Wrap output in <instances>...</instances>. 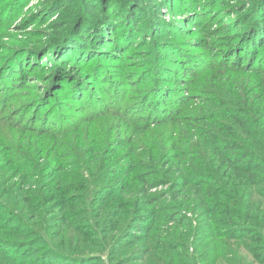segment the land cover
<instances>
[{
    "label": "trees",
    "instance_id": "obj_1",
    "mask_svg": "<svg viewBox=\"0 0 264 264\" xmlns=\"http://www.w3.org/2000/svg\"><path fill=\"white\" fill-rule=\"evenodd\" d=\"M9 1L16 6L23 0ZM75 1L53 4L67 3L71 16ZM83 2L85 14L56 43L31 46L0 70L3 101L9 91L29 88L46 59L51 70L44 79L49 86L56 82L53 94L37 102L29 93L23 114L36 123L29 130L0 118L9 132L44 139L40 150L28 136L5 143L0 153V264H264V0H195L197 26L210 37L203 50L217 44L220 51L185 62L189 77L172 76L174 88L155 77L135 84L134 94L116 81L98 86L107 81L108 67L93 65L108 54L97 46L112 40V52L124 54L146 34L155 43V33H162L167 42L159 41L161 47L141 48L158 71L168 61L159 54L176 51L182 35L174 24L158 30L160 23L146 20L176 7L151 0L154 10L142 24L136 4L146 0H123L118 21L106 19L115 9L109 0ZM141 64L131 69L146 67ZM64 82L73 104L60 106L57 85ZM102 93L107 100L96 97ZM52 108H60L61 123L46 116ZM123 109L142 112L143 123L132 124ZM121 118L136 133L123 132ZM114 119L111 134L109 126L107 132L91 127ZM153 141L158 151L149 146Z\"/></svg>",
    "mask_w": 264,
    "mask_h": 264
},
{
    "label": "rangeland",
    "instance_id": "obj_2",
    "mask_svg": "<svg viewBox=\"0 0 264 264\" xmlns=\"http://www.w3.org/2000/svg\"><path fill=\"white\" fill-rule=\"evenodd\" d=\"M55 0H23L16 6H12L11 1L9 0H0V70L4 68V65L13 57L17 55V53L24 52L27 48L34 46V47H41L44 44L47 45H53L54 43L59 40L60 36L62 35L63 31L65 33V29H67L68 25L74 20L77 19L80 16H83L85 13L83 10L79 9L81 6L84 9V2L83 0H76L72 4H78V10L73 13V15H67L69 14V8L66 4H53ZM140 0H136L138 2ZM144 0H141L140 3H142ZM184 4H181V2L178 0H170L171 4H173L176 9L174 11H169V9L164 7L163 13L165 14L164 18H158L155 17H149L146 22L149 21H157L160 23V26L158 30H160L162 27L166 30L168 25L174 24V27L177 28L176 32H179L180 35H182V38L178 40V42H182V46L180 44H176V47L178 48L176 51L172 48V50H164L162 51V54H159L162 56V58L166 61L162 67H160V70H155L153 67H150V59L147 58V55L145 52L141 51V48L145 47L146 44H150L159 48L160 42L165 40L164 34L162 33H155L157 36L156 42L154 43V37L148 36L147 34L140 39V41L137 42L138 47L133 46L132 43H130L129 46H126V52H118L117 50L113 51V47H111V41L100 43L99 46H97V49H102V51H106L105 53L108 54V57H104L103 59H100L99 61H96L93 66H98L99 64L103 66H107L108 68L105 71V76H103L105 82L99 83L98 86L105 85L108 81H116L114 86L121 88L122 90L129 89L133 90L137 83H142L148 81V83H151V79L157 77L159 80H162V82L168 83V88H174L175 87V81L173 80L172 76H179L180 79H183V76L185 79H188L189 76L186 75L187 68H184L183 64L187 62L188 60H197L200 57L208 56V57H214L218 51H220L221 48L217 47V44L214 45L209 52H205L203 50L204 47H207L209 44L210 37L207 36V33H205L203 30H200L197 26L200 24L201 18L200 16L191 9L194 7V1L195 0H185ZM123 3V0H109V3L115 6L114 14L109 15L107 13L106 19H109V21L114 20L118 21L119 16L121 14V9L119 10L117 8V5L120 3ZM151 0H146L145 3L147 4H136L137 8L139 10H142L141 17L139 20H141V23L143 24L146 19V15L153 11L151 8L153 6L152 2L150 5L149 3ZM17 3V2H16ZM156 3V2H155ZM70 4V6L72 5ZM142 5V6H141ZM189 7L190 10H182L183 8ZM98 10V9H97ZM148 10V11H147ZM99 11V10H98ZM158 11L156 9L155 13ZM172 12V13H171ZM195 12V13H194ZM212 12V11H211ZM219 12H216L214 14L213 18L219 17ZM99 16H102V13H99ZM223 19L227 18L225 16H222ZM67 19V21H66ZM227 21V20H226ZM86 30V33L88 31L87 27H84ZM163 29V30H164ZM162 30V31H163ZM147 32V30H144ZM63 33V34H64ZM86 33L83 35L86 37ZM168 33V35L172 34ZM61 34V35H60ZM171 37V36H168ZM201 47L202 49L196 48ZM45 48L41 49L42 51L45 50ZM145 49V48H144ZM172 51V52H171ZM52 52V51H51ZM50 55L53 58H56L58 61V56H56L55 52L51 53ZM203 53V54H202ZM159 56V57H160ZM76 58L75 54H70V62H64L66 63V66L73 63ZM141 59L142 62H138V60ZM234 59V58H233ZM48 62H38L37 64V70L38 73H34V82H31L29 88L26 90H11L8 92L9 97L6 99V101L0 100V118L1 120L7 119L9 123H14V121L18 123L25 124V129L29 130L28 128H31L32 125H36L35 123V117L27 114H23L25 111V108L27 105L30 104L29 99L33 98L34 102H37L35 100H39L37 98H44L51 94H53V89L56 82H53L50 86L49 77L45 78L44 73H48V69L51 70V65L49 64V59H46ZM237 59H234L236 61ZM137 61V65L140 63H143L141 65H145L144 68H136V70L131 69L135 62ZM164 61V62H165ZM171 61H174L172 65L169 63ZM63 63V64H64ZM83 66V64H82ZM84 67V66H83ZM170 69V75L166 74L167 68ZM171 67V68H170ZM193 68H191L194 72L199 73L201 70H198L197 66L195 67L192 65ZM71 68H74L72 66ZM172 69V70H171ZM202 69V68H201ZM75 70V69H73ZM132 70V73L129 71ZM62 71V70H61ZM119 72V73H118ZM65 74L70 75L69 72H63ZM88 75H90L89 72H87ZM117 76V77H113ZM18 78V77H17ZM178 78V77H177ZM178 78V79H179ZM86 85L93 86L92 82L82 80ZM160 82V83H162ZM127 84H130V86H125ZM3 87V85L1 86ZM56 87V86H55ZM183 85H180L178 89H183ZM57 88H59V95L58 101L60 102V106L63 105L62 103H68L73 104V102L70 101V95L69 94V84L68 82H64V84H58ZM51 89V91H49ZM82 94L86 93L88 90L87 87L83 86L80 88ZM158 89V88H154ZM131 90V92H132ZM29 93H31L32 98H29ZM65 93V94H64ZM133 93V92H132ZM134 94V93H133ZM13 95H19L20 101L13 100ZM40 96V97H38ZM53 97V96H52ZM97 98H103L107 100L108 95L102 93L97 94ZM153 100L155 99L152 98ZM76 102V101H75ZM156 102V101H155ZM79 103V102H77ZM46 105L48 108H51V105L53 106V100H50ZM43 105V106H44ZM78 105V104H74ZM42 106V107H43ZM9 107H11L9 110H7ZM42 107L39 111H42ZM55 107V106H54ZM93 109L92 105L90 104L89 109ZM155 108V107H154ZM126 110L129 114V119L132 124L140 125L142 122L141 118L143 119L142 115L143 113L138 110H132L131 112L127 109ZM38 111V113H40ZM73 113V111H71ZM123 112V113H122ZM37 113V112H36ZM121 114H124L125 118L126 113L124 111H120ZM120 114V115H121ZM49 120L51 121L54 119L56 123L58 122L56 119H59L61 116L60 108L55 109L52 108L50 113L46 115ZM37 119V118H36ZM150 119H153L151 117ZM14 120V121H13ZM100 120V119H99ZM93 121L91 124L92 128L95 129H101L103 132H107L109 127H111L110 134L113 130L115 121L113 120L110 123H104V122H98ZM43 121V120H42ZM120 127L123 128V132H129L131 134L136 133V128L132 126L131 124L128 125V123H125L122 118L119 120ZM137 122H140L139 124ZM94 124V125H93ZM22 125V124H17ZM4 127V128H3ZM90 127V126H89ZM31 136V142L35 147L38 148V150L42 149V142L44 139L42 137L39 138V135L32 134L30 132L25 131H19V133L15 132H9L7 131V128L5 126H0V153H5V143H11L15 142L19 143L21 139ZM156 142H150L148 143L149 146L154 149V151H158V148L160 145H156ZM5 147V148H4ZM55 151V150H54ZM52 151V153L54 152Z\"/></svg>",
    "mask_w": 264,
    "mask_h": 264
}]
</instances>
